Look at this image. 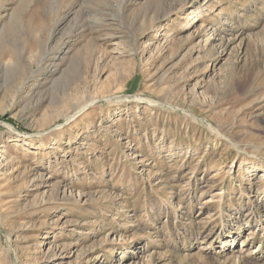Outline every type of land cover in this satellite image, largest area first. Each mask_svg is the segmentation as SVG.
Here are the masks:
<instances>
[{
  "label": "rangeland",
  "instance_id": "rangeland-1",
  "mask_svg": "<svg viewBox=\"0 0 264 264\" xmlns=\"http://www.w3.org/2000/svg\"><path fill=\"white\" fill-rule=\"evenodd\" d=\"M261 174L264 0H0V264H264Z\"/></svg>",
  "mask_w": 264,
  "mask_h": 264
},
{
  "label": "bare ground",
  "instance_id": "bare-ground-1",
  "mask_svg": "<svg viewBox=\"0 0 264 264\" xmlns=\"http://www.w3.org/2000/svg\"><path fill=\"white\" fill-rule=\"evenodd\" d=\"M200 18H201L200 15H198V16L196 17V19L193 20V22L198 21ZM135 97H136V96H135ZM116 100H117V98H116ZM136 100H137V101H145L146 103H149V104H154V103H152V102L149 101V100H144V99H142L141 97H136ZM91 104H92V103H90V102H88V103L86 102L85 104H83L82 106H80L78 109H75L74 113H73L72 115L68 116V117L66 118V120L68 121V120H70V119L76 117L78 114H80L81 112H83L86 108H88L89 105H91ZM213 131L216 132V130H214V129H213ZM263 178H264V174H261V179H263Z\"/></svg>",
  "mask_w": 264,
  "mask_h": 264
}]
</instances>
